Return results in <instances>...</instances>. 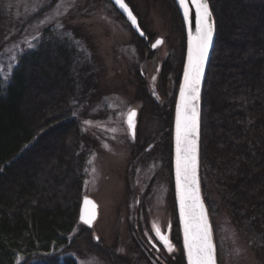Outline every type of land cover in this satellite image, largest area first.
Listing matches in <instances>:
<instances>
[{
	"label": "trees",
	"instance_id": "1",
	"mask_svg": "<svg viewBox=\"0 0 264 264\" xmlns=\"http://www.w3.org/2000/svg\"><path fill=\"white\" fill-rule=\"evenodd\" d=\"M18 1L0 0V53L13 29L19 34L30 21L13 19L8 6ZM125 2L144 31L135 6ZM208 3L215 41L201 96L202 196L213 225L209 189L215 191L240 238L264 264V0ZM71 31L46 29L19 55L5 85L0 69V264H78L68 253L75 249L71 235L91 154L84 144L92 142L75 111L95 82L90 56L72 37L82 38L81 29ZM138 43L150 51L152 38L146 33ZM141 84L140 96L147 97ZM167 126L170 156L171 117Z\"/></svg>",
	"mask_w": 264,
	"mask_h": 264
},
{
	"label": "rangeland",
	"instance_id": "2",
	"mask_svg": "<svg viewBox=\"0 0 264 264\" xmlns=\"http://www.w3.org/2000/svg\"><path fill=\"white\" fill-rule=\"evenodd\" d=\"M53 1L19 0L8 6L14 9V20L30 21L19 34L13 29V40L0 53V69L5 85L19 55L30 49L28 43L34 47L46 29L69 33L81 29L82 38L72 37L90 56L95 82L89 100L78 101L75 111L86 139L92 142L84 144L92 156L81 198L88 196L97 203L98 217L90 228L81 222L75 227L71 235L76 238L75 249L68 255L78 264H184L172 143L171 154L166 155L164 138L167 121L174 118L186 57L179 11L173 0H130L144 24V37L148 33L152 38L150 55L138 46V37H144L133 31L111 0ZM157 39L163 43L152 48ZM141 81L147 97L140 96ZM130 109L137 113L134 135L126 123ZM138 158L141 162L135 163ZM209 200L217 263L262 264L240 238L212 189ZM154 225L164 232L169 229L172 252L165 246L162 251L151 246L149 239L162 246ZM84 230L87 236L82 235ZM112 254H116L113 259Z\"/></svg>",
	"mask_w": 264,
	"mask_h": 264
},
{
	"label": "snow or ice",
	"instance_id": "3",
	"mask_svg": "<svg viewBox=\"0 0 264 264\" xmlns=\"http://www.w3.org/2000/svg\"><path fill=\"white\" fill-rule=\"evenodd\" d=\"M177 2L183 10L184 21L187 23L189 0H177ZM115 3L127 13L132 25L136 26V18L128 9L124 0H115ZM191 3L196 11L195 34L189 32L184 80L180 85V98L176 105V194L179 203L180 224L184 236L183 249L188 264H216L212 230L200 197L196 177L199 116L197 101L199 99V84L203 74L204 61L212 43L214 23L208 0H191ZM161 43L163 41L157 39L152 44V48H156ZM28 47L31 48L33 45L28 43ZM10 74L9 72L8 75ZM136 116V111L130 109L126 119L127 128L133 135L135 134ZM85 123L89 122L85 121ZM84 203L91 205L93 209L95 208L90 200L85 199ZM94 215V211L90 212L87 217L82 214L81 220L90 225ZM153 228L156 238L163 243L169 252H172L174 249L168 236L163 235L155 225Z\"/></svg>",
	"mask_w": 264,
	"mask_h": 264
},
{
	"label": "water",
	"instance_id": "4",
	"mask_svg": "<svg viewBox=\"0 0 264 264\" xmlns=\"http://www.w3.org/2000/svg\"><path fill=\"white\" fill-rule=\"evenodd\" d=\"M111 1H112L113 5L116 7V9L120 12V14L129 22V24L131 25V28L133 29V31L138 36L144 37V33H143V31L141 30V28L139 26V23H138L137 18L135 17L136 18V21H137V24H136V26H133L132 23H131V21L128 19L127 13H125L122 9L119 8V6L115 3V0H111ZM173 1H174L175 5H176L178 11H179V14H180L181 18H182V22H183V26H184V30H185V34H186V57H185V63H184V66H185V64L187 62V54H188V38H189V32H191L193 35L195 34L196 11H195L194 6L191 3V0H189V4H188V7H189V18H188V21L186 23L184 21L183 10L179 7L177 0H173ZM124 2H125V0H124ZM126 5H127V3H126ZM127 7L132 12L131 8L128 5H127ZM132 14H133V16H135L133 12H132ZM212 21L214 23L213 38H212V43H211V45L209 47V50H208L207 58L204 61L203 74L201 76V80H200V84H199V99L197 101V109H198L199 116H198L197 170H196V177H197V181H198V185H199V189H200V197H201V200H202V202L204 204V208H205V211H206V214H207V217H208V222H209V225L211 227V230H212V226H211V221H210V217H209V213H208V208H207V206L205 204V201L203 199L202 191H201V186H200V176H199V148H200L201 105H202L201 104V96H202V91H203V86H204V82H205V78H206V73H207V69H208V65H209V62H210L211 54H212V51H213V48H214V41H215V21H214L213 14H212ZM141 33H143V35H141ZM183 80H184V68H183V72H182V77H181L180 85L183 83ZM179 98H180V86H179L177 101L179 100ZM177 101H176V105H177ZM176 105H175V108H174L173 132H172V159H173L172 162H173V178H174V191H175V198H176V207H177L178 220H179V224H180L179 203H178L177 194H176V144H175V135H176ZM85 199L92 201L93 204L95 205V208L93 209L91 205H86L84 203ZM92 211L95 212V215H94V217H93V219L91 221V224L90 225L89 224H86L88 227H92V225L94 224V222L96 221V219L98 217V205H97V203L91 197H88V196L83 197L82 200H81L80 209H79V218H78L79 219V222L84 223L81 220V215L82 214L85 217H87L89 215V213L92 212ZM180 231H181L182 243H184L183 229H182L181 224H180ZM163 235H167L168 238H169L170 243L172 244V241H171L170 236H169V230H167L166 232H164ZM212 240H213V244H214V248H215V241H214L213 231H212ZM215 258H216V249H215ZM185 263L188 264L186 255H185ZM216 264H218L217 263V259H216Z\"/></svg>",
	"mask_w": 264,
	"mask_h": 264
},
{
	"label": "flooded vegetation",
	"instance_id": "5",
	"mask_svg": "<svg viewBox=\"0 0 264 264\" xmlns=\"http://www.w3.org/2000/svg\"><path fill=\"white\" fill-rule=\"evenodd\" d=\"M91 151H92V150H90V152H91ZM140 152H141V151H140ZM96 153H97V152H96ZM91 156H92V154L89 155V158H90ZM141 159H142V158H138V159L135 161V163H139V162H141ZM88 162H89V160H88ZM132 170H133L132 173L134 174L135 171H134V169H132ZM84 197H85V196H84ZM86 227H88V226H86ZM89 228H90V227H89ZM167 230H169V229H167ZM160 231H161L162 234H164V231H163V230H160ZM165 231H166V230H165ZM154 235H155V230H154ZM155 237H156V236H155ZM157 240H158V242H160V245H162L163 247H162V246L160 247V246H158L157 244L153 243L152 240H150V239H149V242H150L151 246H152L153 248H155V250H157V251L161 250V251H162L161 248H164V245H163V243H162L158 238H157ZM163 250H164V249H163ZM149 260H150V258H149Z\"/></svg>",
	"mask_w": 264,
	"mask_h": 264
}]
</instances>
